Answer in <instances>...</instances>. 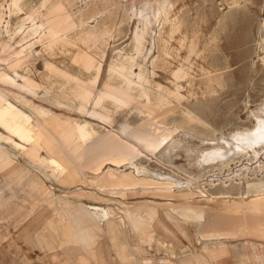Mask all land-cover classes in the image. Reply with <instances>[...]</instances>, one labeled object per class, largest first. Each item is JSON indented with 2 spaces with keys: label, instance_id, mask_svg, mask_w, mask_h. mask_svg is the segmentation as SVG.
Segmentation results:
<instances>
[{
  "label": "rangeland",
  "instance_id": "rangeland-1",
  "mask_svg": "<svg viewBox=\"0 0 264 264\" xmlns=\"http://www.w3.org/2000/svg\"><path fill=\"white\" fill-rule=\"evenodd\" d=\"M42 2L17 0V5L13 6L11 0H0L3 12L0 42L4 44L9 34L4 32V25L8 24V31L19 24L23 29L30 27L31 22L24 18L32 10L37 12L35 15H49L52 19L64 13L69 15L68 23L74 28L68 36L76 39L77 48L67 43L53 46L51 50L46 44L44 47L35 45L40 54L34 67L41 78L51 76L54 91L63 81L45 64L57 71L83 72L82 63L73 60L77 50L95 55V61L99 62L98 90L110 68L127 62L130 57L136 60L131 71L138 74L141 69L151 86L157 84L169 92L175 91L176 84L181 86V107L179 105V110H175L168 124L163 126L171 128L176 124L172 137L179 146L156 156L143 153L135 161L150 172L184 183V188L185 181H189L190 190H200L201 193L194 192L192 196L178 199L179 202L203 200L222 188L241 192L264 180V148H259L260 154L254 158L250 152L235 156L222 172L218 171L216 162L196 164L197 157L210 149L212 143L217 145L220 138L229 139L233 133L253 129L252 114L264 111V0H48L41 6ZM94 11L99 12L95 20L99 21L102 35L97 54L87 49L92 41L84 44L78 38L85 33V28H80L82 24L93 26L96 22L89 18ZM43 16L36 19L37 25L44 23ZM144 16L150 19V24L141 38V52L137 53L134 37L142 34ZM190 46L193 51L188 54ZM3 57L5 55L1 54L0 58ZM178 69L184 71L185 76L176 81L172 74ZM163 93L170 102L167 106H178L175 98ZM34 102L51 116H57L60 128L65 130L74 127L66 123L71 118L79 124L96 125V121L77 106L68 110L38 100ZM84 107L87 111H100L99 106L90 103ZM181 108H188L207 126L186 122ZM141 117L133 108L131 112L124 108L113 116L111 129L117 132L123 124L133 126ZM7 136L0 127V146L9 154L5 157L0 152V264H234L237 255L232 256V250L238 254L249 251L251 264H264L262 238L248 235L226 238L230 252L227 254L221 253L222 246L214 239L199 236L200 240L194 244L193 234L214 219L205 207L201 209V217H193L190 211L194 203L181 205L177 199L170 202L145 199H160L149 194L155 186H136L132 196L123 197L110 194V188L99 189V192L82 184L66 188L57 181L59 171H53L44 162L32 161L29 148H14L5 139ZM52 137L59 139L57 133ZM108 167L115 169L106 164L99 177ZM239 170H245V176ZM83 175L85 179L94 178L88 171ZM93 191L97 192L99 200L92 197L90 192ZM81 206L112 210L115 220L121 216L124 223L112 232L105 217L100 216L96 228L84 222L77 227L74 216ZM136 207L142 209L137 211ZM133 223L142 230H137ZM74 232L88 237L75 241ZM147 234L152 235V239ZM157 241L162 242L163 247ZM182 245L183 250H180ZM208 250H211L210 255L206 254ZM167 252L176 254L170 256Z\"/></svg>",
  "mask_w": 264,
  "mask_h": 264
},
{
  "label": "bare ground",
  "instance_id": "bare-ground-1",
  "mask_svg": "<svg viewBox=\"0 0 264 264\" xmlns=\"http://www.w3.org/2000/svg\"><path fill=\"white\" fill-rule=\"evenodd\" d=\"M11 1L13 6L17 5V0ZM47 1L43 0L41 6H45ZM57 9H59L58 6ZM36 13L32 10L26 14L24 20L28 19L31 22V26L27 29H23V25L19 24L13 30L8 31V24L4 22L6 24L4 32L9 34L4 44L0 42V55H5L0 58V83L3 84L0 86V127L9 135L5 139L9 140L14 148L28 147L31 154L29 157L32 161L44 162L53 171H59L57 177L59 180L57 181L66 188L75 184L87 185L98 192L99 189L110 188V194H119L123 197L132 196V189L136 186H155V190L149 194L160 199L144 197L145 199L157 202H170V199H177L176 202L181 205L194 203V207L190 211L193 217H201V209L207 208L214 219H208L209 221L203 224L197 233L193 234L194 244L196 240H200L199 236L206 240L214 239V242L222 246L221 253L227 254L229 250L226 248L228 247V244L225 243L227 240L224 241L226 238L248 235L264 239V180L257 186L249 189L244 188L241 192L239 189L222 188L211 193L209 197H204L203 200L194 198L179 202L178 199H185L195 193H201L200 190L196 192L190 190L188 188L189 181H185L184 188L182 186L184 183L150 172L146 167L138 166L135 163L139 155L143 153L156 156L163 150L174 151L179 146V142H174L172 137L177 127L176 124L173 123L171 128L163 126L168 124L169 116L175 110H179V101L182 99L179 93L180 85L176 84L175 91L172 92L163 90L157 84L151 86V82L144 76L141 69L138 74L131 71L136 60L129 56L127 62L111 65L107 79L101 82V89L98 90L101 68L99 62L95 61V55L77 50L73 60L82 63L83 72L73 74L68 71H57L51 65L45 64L49 71L55 72L63 81L61 85L58 83L56 91H54L52 89L54 83L50 82L51 76L46 75L41 78L34 67L40 54L35 50V45L44 47L43 44H46L48 50H51L53 46L67 43L77 48L74 44L76 39L68 36L74 26L68 23L70 16L65 13L56 15L59 17H55V19L50 18L49 15H35ZM2 15L3 12L0 11V21ZM39 16L45 17V20L44 23L37 25L36 19ZM98 16L99 12L94 11L89 18L95 20ZM142 22V34H136L134 37V48L137 53L141 52V38L147 32L150 19L144 16ZM82 27L85 28L83 29L85 33L78 37L79 40L84 44L92 41L87 49L97 54L99 40L102 39V35L99 34V21H96L93 26H88L87 23L82 24L80 28ZM192 51L193 47L190 46L187 52L189 54ZM172 76L178 81L185 76V73L178 69ZM211 80L210 78L208 81ZM163 91L175 98L178 106H167L170 102ZM34 100L68 110L77 106V109H82V113L95 120L96 125L79 124L75 118H71L70 122L66 121V123L73 124L74 127H70L69 130L60 128L59 118L51 116L48 110L42 109L41 105ZM89 103L94 107L99 106L100 111L85 110L84 104ZM130 107L142 117L133 126L123 124L117 132L113 131L111 129L113 116L124 108L131 112ZM24 109L30 113L28 114ZM180 110L183 112L186 122L200 126L206 125L205 121L188 108ZM255 113L252 114L255 119L253 129L246 130L244 128L245 130L242 129L241 132L235 131L237 133L231 134L229 139L220 138L216 141L217 145L213 146L214 143H212L210 149L197 157L196 164L201 166L216 162L218 171L222 172L237 155L250 152L253 158L257 157L260 154L259 148H264V111ZM33 117L35 118L33 119ZM54 133L58 134V140L52 137ZM0 152L4 153L5 157H9L8 152H5L1 146ZM106 164H111L115 169L108 167L99 177V172ZM120 167L124 169L119 170ZM262 167L261 165V169ZM84 171L92 173L94 178L85 179ZM239 171H242L245 176V170ZM199 177L200 174L193 179L196 180ZM94 191L90 194L99 200V195ZM74 195L76 196L75 193ZM197 206L200 207L195 208ZM141 209L142 207H136L137 211ZM100 216L105 217L106 225L112 232L119 230L121 223H124L121 216L118 217V221L115 220L112 210L88 206H81L77 209L74 223L77 227L84 222L92 224L96 228L99 225ZM133 224L137 230H142L136 223ZM149 234L147 235L152 239V235ZM72 237L75 241H83L87 239L88 235L74 232ZM157 242L159 246L163 247L162 242ZM166 249L168 248L166 247ZM180 250H183V245ZM167 253L171 254L170 256L176 254L175 252ZM206 253L210 255L211 250ZM233 253L237 255L234 256L237 259L234 264H251L249 251L238 254L237 251L232 250V256ZM172 264L174 263L172 262Z\"/></svg>",
  "mask_w": 264,
  "mask_h": 264
},
{
  "label": "crops",
  "instance_id": "crops-1",
  "mask_svg": "<svg viewBox=\"0 0 264 264\" xmlns=\"http://www.w3.org/2000/svg\"><path fill=\"white\" fill-rule=\"evenodd\" d=\"M195 250V249H194ZM207 254V253H206Z\"/></svg>",
  "mask_w": 264,
  "mask_h": 264
}]
</instances>
